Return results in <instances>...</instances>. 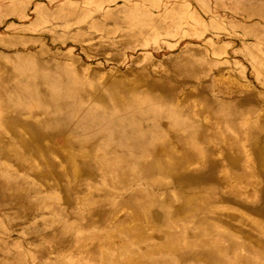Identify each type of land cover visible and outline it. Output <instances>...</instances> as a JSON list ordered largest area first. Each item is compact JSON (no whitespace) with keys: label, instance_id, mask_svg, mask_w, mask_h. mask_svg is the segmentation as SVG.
<instances>
[{"label":"rangeland","instance_id":"obj_1","mask_svg":"<svg viewBox=\"0 0 264 264\" xmlns=\"http://www.w3.org/2000/svg\"><path fill=\"white\" fill-rule=\"evenodd\" d=\"M0 264H264V0H0Z\"/></svg>","mask_w":264,"mask_h":264}]
</instances>
